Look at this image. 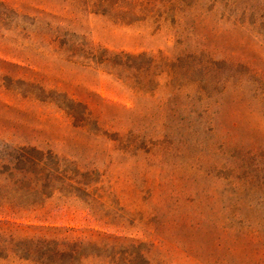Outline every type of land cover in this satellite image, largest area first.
<instances>
[{
    "label": "rangeland",
    "instance_id": "rangeland-1",
    "mask_svg": "<svg viewBox=\"0 0 264 264\" xmlns=\"http://www.w3.org/2000/svg\"><path fill=\"white\" fill-rule=\"evenodd\" d=\"M98 1L0 0V10L34 19L36 35L47 36L58 27L112 53H145L154 58L157 75L152 83L142 76L139 80L148 85L135 95L128 84L67 62L46 44L39 46L38 39L23 41L15 32L0 30V67L2 61L18 65L23 70L12 72L16 79L81 103L109 131L105 137L89 134L73 127L48 100L24 101L0 87V139L50 150L100 176L95 193L102 199L93 210L77 200L55 198L16 223L78 230L76 237L99 244H142L108 259L111 251L101 252L82 264H125L130 258L137 264H264V247L236 237L238 227L226 220L231 210H224L234 203L230 170L238 157L235 147L244 144L264 160L261 98L252 86L241 85L213 93L204 111V75L189 72L198 60L187 53L202 44L216 60L238 55L264 74V43L247 36L238 41L213 16L201 18L202 0L195 10H169L168 5L130 24L104 8L93 13ZM248 3L264 10V0ZM252 194L247 200L255 203L260 195Z\"/></svg>",
    "mask_w": 264,
    "mask_h": 264
},
{
    "label": "trees",
    "instance_id": "trees-1",
    "mask_svg": "<svg viewBox=\"0 0 264 264\" xmlns=\"http://www.w3.org/2000/svg\"><path fill=\"white\" fill-rule=\"evenodd\" d=\"M187 1L177 0L176 3L163 5L162 0H102L93 3L91 9L96 13L104 8L117 21L130 24L153 12L168 10V5L169 10H195L197 0ZM219 5L221 10H215ZM0 11L1 31L15 32L23 41L38 39L39 46L46 44L52 54L67 62L92 67L128 84L135 95L148 85L139 80L142 76L149 83L157 76L155 60L151 55L112 53L58 27L49 29L47 36L37 34V38L34 19L10 10ZM200 12L203 15L200 14L201 18L213 16L215 24L236 34L238 41L247 36L264 43V10H253L248 0H225L224 4L221 0H202ZM165 14L167 12H162V16ZM7 23L9 26H6ZM190 29L192 31L193 27ZM203 41H206L205 37ZM187 53L190 58L198 60L189 72L204 75L200 82L201 90L206 94L204 111L211 107L213 93L241 85L252 86L259 94L264 109V74L259 73L253 63H245L240 56L230 54L216 60L202 44ZM1 63L0 87L4 91L19 95L24 101L45 103L48 100L66 115L73 127L94 136L109 134L93 112L81 103L73 102L62 94L47 92L34 81L16 79L12 72L23 69L16 64ZM50 95H54L57 102H51ZM235 148L238 157L230 170L234 185L230 195L234 203L224 207L225 211L231 210L226 220L238 227L236 237H246L251 244L264 247V160L244 144ZM99 180L97 172L81 168L74 161L50 150L19 146L0 139V264H82L90 257L99 258V254H105L107 250L111 253L104 256L105 259L111 255L118 256L122 248H141L142 244L135 242L129 245L109 240H103L102 244L91 242L84 237H76L79 231L74 229H52L24 221L16 223L43 211L47 203L55 198L77 200L86 205L88 211L93 210L102 199L95 193L98 192ZM253 192L260 195L255 203L247 200ZM256 212L262 215L258 217L254 214ZM135 254L140 260L144 259L142 252ZM136 259L130 258L125 264H137Z\"/></svg>",
    "mask_w": 264,
    "mask_h": 264
}]
</instances>
